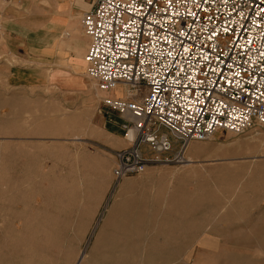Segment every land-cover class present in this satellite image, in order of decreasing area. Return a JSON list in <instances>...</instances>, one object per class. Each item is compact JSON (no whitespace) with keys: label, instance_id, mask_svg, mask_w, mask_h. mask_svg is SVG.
I'll list each match as a JSON object with an SVG mask.
<instances>
[{"label":"rangeland","instance_id":"obj_1","mask_svg":"<svg viewBox=\"0 0 264 264\" xmlns=\"http://www.w3.org/2000/svg\"><path fill=\"white\" fill-rule=\"evenodd\" d=\"M18 2V19L44 26L38 2ZM63 30L27 58L0 29V264H76L83 250L92 264H264V130L218 131L189 143V165L152 162L116 182L125 121L83 61L71 66L88 44L79 19V42Z\"/></svg>","mask_w":264,"mask_h":264},{"label":"built area","instance_id":"obj_2","mask_svg":"<svg viewBox=\"0 0 264 264\" xmlns=\"http://www.w3.org/2000/svg\"><path fill=\"white\" fill-rule=\"evenodd\" d=\"M87 1L86 77L99 92L120 87L99 101L135 130L115 152L116 182L184 163L190 142L218 131L264 130V0Z\"/></svg>","mask_w":264,"mask_h":264},{"label":"crops","instance_id":"obj_3","mask_svg":"<svg viewBox=\"0 0 264 264\" xmlns=\"http://www.w3.org/2000/svg\"><path fill=\"white\" fill-rule=\"evenodd\" d=\"M1 2H7L6 8H0V29H3L4 33L6 34L7 43L10 47H16L20 50H23L22 53L19 52L22 56L30 58L33 55L35 50L41 48L44 50L45 48L52 45L53 42V34H52V27L55 28H64L65 30L62 31L60 37L58 39H70L79 42L81 39L80 35L77 33V24L78 19L80 22L81 16L89 9V3L87 0H19L18 3L24 4L25 6H30L34 2H38V5L42 6L43 11H47V13H51L53 10L58 12L59 15L57 16L58 20H51L49 19V15L46 13L44 14L45 24L42 27L37 29L31 28V18L27 15L20 19L17 18L19 12L10 5L13 0H0ZM42 2V3H41ZM7 12L11 18L8 21H2L1 17L4 12ZM44 13V12H43ZM21 14V13H20ZM47 18V19H46ZM49 28V30H48ZM20 29H27L26 33L20 34L18 30ZM17 30V32H16ZM42 30L43 31V38H37L35 35L32 34ZM30 33V34H29ZM29 34V35H28ZM62 34L64 37H62ZM57 39V40H58ZM55 40V41H57ZM64 41L60 42L63 44ZM17 50V49H16ZM86 50V49H85ZM83 52V48H80V53ZM85 53V52H84ZM84 56V54H83ZM83 56H78L75 59L71 60V66L78 68L81 67L82 64L78 63L77 60L83 61ZM84 65V61H83ZM31 75V73L29 74ZM30 76H27L25 80H27ZM108 95H112L108 93ZM142 151H146L145 148H142ZM152 168H163L167 169L170 168L168 165H158ZM199 264V261L196 262Z\"/></svg>","mask_w":264,"mask_h":264},{"label":"bare ground","instance_id":"obj_4","mask_svg":"<svg viewBox=\"0 0 264 264\" xmlns=\"http://www.w3.org/2000/svg\"><path fill=\"white\" fill-rule=\"evenodd\" d=\"M120 87L108 91L107 93H111L112 95H115L119 92ZM135 137V130L132 127H128L127 132L125 133V139L128 142H131L134 140ZM186 165H189L191 162H193L190 158L189 160L186 161ZM76 264H92V259L90 257H86V254L84 252V250L81 252L80 257L78 258L77 262H75Z\"/></svg>","mask_w":264,"mask_h":264}]
</instances>
